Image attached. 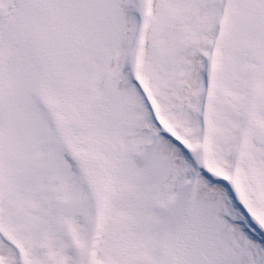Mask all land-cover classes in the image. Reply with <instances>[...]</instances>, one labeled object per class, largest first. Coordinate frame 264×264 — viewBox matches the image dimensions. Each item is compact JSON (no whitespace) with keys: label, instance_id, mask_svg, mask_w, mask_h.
<instances>
[{"label":"snow or ice","instance_id":"6c2138e0","mask_svg":"<svg viewBox=\"0 0 264 264\" xmlns=\"http://www.w3.org/2000/svg\"><path fill=\"white\" fill-rule=\"evenodd\" d=\"M0 264H264V0H0Z\"/></svg>","mask_w":264,"mask_h":264}]
</instances>
